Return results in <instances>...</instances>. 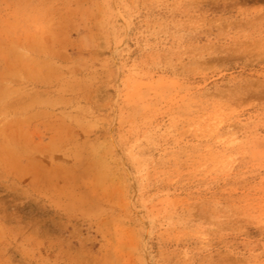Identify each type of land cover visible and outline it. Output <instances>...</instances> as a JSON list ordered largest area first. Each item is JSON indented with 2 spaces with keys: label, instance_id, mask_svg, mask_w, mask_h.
Returning a JSON list of instances; mask_svg holds the SVG:
<instances>
[{
  "label": "rangeland",
  "instance_id": "rangeland-1",
  "mask_svg": "<svg viewBox=\"0 0 264 264\" xmlns=\"http://www.w3.org/2000/svg\"><path fill=\"white\" fill-rule=\"evenodd\" d=\"M0 264H264V0H0Z\"/></svg>",
  "mask_w": 264,
  "mask_h": 264
}]
</instances>
